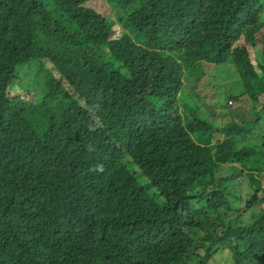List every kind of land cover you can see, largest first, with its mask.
I'll use <instances>...</instances> for the list:
<instances>
[{
	"label": "trees",
	"instance_id": "16d2710c",
	"mask_svg": "<svg viewBox=\"0 0 264 264\" xmlns=\"http://www.w3.org/2000/svg\"><path fill=\"white\" fill-rule=\"evenodd\" d=\"M106 1L0 0V264H264V0Z\"/></svg>",
	"mask_w": 264,
	"mask_h": 264
},
{
	"label": "rangeland",
	"instance_id": "374dc122",
	"mask_svg": "<svg viewBox=\"0 0 264 264\" xmlns=\"http://www.w3.org/2000/svg\"><path fill=\"white\" fill-rule=\"evenodd\" d=\"M95 9L100 12L105 17H110L112 19L115 18L114 13L115 10L108 4L106 0H97V4L95 5ZM121 35V31L117 29L115 31L114 37H119ZM246 45L247 48L250 49V52L252 54V63L254 65H257L258 60H261V46L257 44L254 47H249L243 37L240 38V40L235 44V49H239L241 45ZM258 52V54H257ZM254 54H257V58H255ZM218 68L219 65L214 64H206L204 63L202 65V74L201 79L196 80L194 77L190 79L189 82H186L185 85L188 89V94L190 96H193L195 99L199 100L200 103L203 106H209V105H217L216 101H220L221 103L225 102L226 96L231 93H239V85L238 82L235 81L233 83H230L225 86V81L221 78H218ZM27 74V75H26ZM23 75V81L18 84L15 88L9 90V93L11 96H14L17 93H23L25 94L24 88L25 82H30L31 84H39L41 83L40 80L36 78L34 81V78L30 76V72ZM38 76L39 79H43L41 74H35ZM240 96L242 99V104L246 110L248 111V104L247 99L244 96V93H240ZM234 102V101H233ZM229 104V102H228ZM236 102H234L233 105H235ZM205 110V109H204ZM217 119H219V113H215ZM247 179L244 176L242 180V184H246ZM246 189V186H244V191ZM255 199L259 202V204L263 205L264 208V193H259L258 196H255ZM227 258H228V252H224L223 254L217 253L215 255L214 264H227Z\"/></svg>",
	"mask_w": 264,
	"mask_h": 264
}]
</instances>
